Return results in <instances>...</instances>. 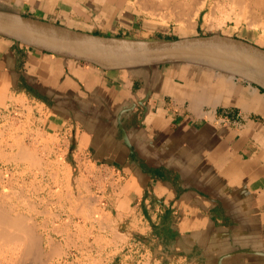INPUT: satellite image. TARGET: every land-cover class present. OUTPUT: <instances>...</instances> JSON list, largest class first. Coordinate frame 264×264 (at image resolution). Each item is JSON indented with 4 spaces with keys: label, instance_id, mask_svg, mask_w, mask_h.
Segmentation results:
<instances>
[{
    "label": "crops",
    "instance_id": "0c3cea01",
    "mask_svg": "<svg viewBox=\"0 0 264 264\" xmlns=\"http://www.w3.org/2000/svg\"><path fill=\"white\" fill-rule=\"evenodd\" d=\"M113 3L0 0V15L170 40ZM229 75L194 61L103 70L0 37V92L38 105L47 130L115 176L142 240L133 264H264V86Z\"/></svg>",
    "mask_w": 264,
    "mask_h": 264
},
{
    "label": "rangeland",
    "instance_id": "374dc122",
    "mask_svg": "<svg viewBox=\"0 0 264 264\" xmlns=\"http://www.w3.org/2000/svg\"><path fill=\"white\" fill-rule=\"evenodd\" d=\"M112 1L121 12L131 11L134 28L140 29V34L146 38L180 41L221 36L264 50L262 27L259 25L258 30L249 27V19L245 20L249 14H245V17L241 15L242 20L236 25V16L230 13L233 22L226 20L227 23L218 25L217 20L206 22L204 19L209 11L208 6L199 16L195 29L182 34L179 31L180 23L175 22V18L181 16V8L176 7L181 4L179 0L173 2L174 5L172 1L169 4L164 1L157 7L153 5H158L159 0H155L152 7L148 5L152 0H145L146 3L143 0L145 4L148 3L149 12L140 8L142 2L137 4L141 0ZM220 3L228 13L232 12V3L224 0ZM142 7L144 9V5ZM238 10L235 9L236 13L240 12ZM150 12L156 13L150 15ZM158 13H161L160 16ZM219 14L217 11L216 16H221L220 20L226 16ZM162 16L174 17V22L164 20ZM180 18L183 19V15ZM109 19L111 24H118L112 17ZM244 78L257 82L249 77ZM48 118L38 105L25 98L0 92V188L8 189L7 193L11 195L15 191L14 200L23 206V210L39 214L44 225L39 227V231H47L49 239L59 247L58 253L52 257L54 264L137 263L141 257L129 250L132 245L140 248L142 240L136 232L134 238L131 235L132 225L126 222L130 213L120 202L115 176L78 156L72 145L64 142L61 134L47 130L44 126ZM60 205L64 207L63 210ZM67 253L70 257L63 259Z\"/></svg>",
    "mask_w": 264,
    "mask_h": 264
},
{
    "label": "bare ground",
    "instance_id": "6f19581e",
    "mask_svg": "<svg viewBox=\"0 0 264 264\" xmlns=\"http://www.w3.org/2000/svg\"><path fill=\"white\" fill-rule=\"evenodd\" d=\"M142 1L143 0L138 1L137 4H139V2H142ZM156 1L158 2V0ZM164 1L167 4H169L171 1H172L171 3H173L176 0H163V1L161 0V2L159 0L158 5L156 4L153 5L154 4L153 2H155V0L154 1L152 0L151 1L152 3L150 4L147 3V4L150 5L149 7H152V5L153 7L154 6L157 7L159 6V4H162V2ZM180 1H181V4H179V6H176V7L181 8L180 15L181 16L183 15L184 18L183 19L180 18L181 16L177 17L175 18V22L180 23L179 31L182 34L191 33L193 29H195L194 26L197 25L199 16L203 12V10L209 6V9H208L209 11L204 16L205 17L204 19L206 20V22L217 20L218 25L221 23H225L226 20H232L233 22V18L232 16H230V13L231 14L233 13V15L236 16V20L234 19L235 24L239 25L242 20L241 17L242 16L245 17V14L246 15L249 14V16L248 15L246 16L248 18H245V20L249 19L248 21L246 20L249 27L253 29L255 28L256 30H258L257 28L259 27V25H261L263 36H264V19L262 21V17H264V0H224V2L226 3L230 2L233 4L232 5L233 10L231 9L232 12H229V13L228 11L224 10L223 4L220 3V1L222 0H179L178 3H180ZM144 2L146 3L147 1L144 0ZM144 2H142V4L139 5L141 6L140 8L144 11L145 9H147V12H149V10L151 11V9H148L147 7L148 5L145 4ZM142 5H144V9ZM145 5L147 8L145 7ZM227 5H226V8L228 7ZM106 7L107 6H104L103 9L106 10L107 9ZM176 7H173V8L177 9ZM168 8L172 10L171 6ZM234 8L235 9L239 8L240 12L236 13ZM117 11L119 12L120 9H118ZM152 11H154L153 8H152ZM217 11H219L220 14L223 13L226 16L220 20L219 18L221 16L219 18L216 16ZM259 12H262L263 16ZM153 13H156V12H150V15ZM158 14H159L158 16H160L161 13H158ZM253 14L255 15L253 16ZM170 16L169 17L165 16L163 18L164 20L168 19L169 21L170 20L173 21L174 17H170ZM177 16H179L178 13H177ZM20 23L31 29L46 32L48 33L49 36L54 37L55 39H59V40L73 41L78 37L76 34L68 30L56 28L54 26H50L46 24L36 23L33 21H27V20L20 21ZM218 25H215V26L217 27ZM215 38H222V39L229 40V41L236 40L234 38L221 37V36L220 37L218 36ZM190 39H199V38H185L180 41L190 40ZM141 41H147V40H141ZM240 42H243V41H240ZM192 61L214 67L220 71H225L226 73H229L233 77L235 75H242L245 77H249L250 79H254L259 84L264 86V73L259 72L258 70L254 68L243 66V65L231 62V61H221L217 59L197 58ZM7 192H9L8 189L7 191H5L0 188V264H54L52 262L53 260L52 257L54 254L58 253L59 247H57V245L49 239V235L47 231L45 233H42L39 231V227L44 226L43 220L40 218L39 214H35V215L31 214L29 213V211L27 212V210L25 209L24 211L23 206L19 202L17 201L15 202L14 200L15 191H13L14 192L13 195ZM18 197L19 195L17 196V198ZM61 208L63 210L64 207L61 206ZM62 241L64 240H60V242ZM69 257H70V254L67 253L63 257V259L69 258Z\"/></svg>",
    "mask_w": 264,
    "mask_h": 264
},
{
    "label": "water",
    "instance_id": "95a60500",
    "mask_svg": "<svg viewBox=\"0 0 264 264\" xmlns=\"http://www.w3.org/2000/svg\"><path fill=\"white\" fill-rule=\"evenodd\" d=\"M20 21L25 19L0 15V37L21 42L45 53L91 63L103 70L130 69L200 58L231 61L264 73V50L238 40L205 37L184 41H141L61 28L78 36L73 41H67L26 27Z\"/></svg>",
    "mask_w": 264,
    "mask_h": 264
}]
</instances>
